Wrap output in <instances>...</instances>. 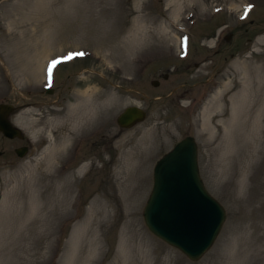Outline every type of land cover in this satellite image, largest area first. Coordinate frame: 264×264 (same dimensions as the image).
Listing matches in <instances>:
<instances>
[{
    "label": "rangeland",
    "instance_id": "rangeland-1",
    "mask_svg": "<svg viewBox=\"0 0 264 264\" xmlns=\"http://www.w3.org/2000/svg\"><path fill=\"white\" fill-rule=\"evenodd\" d=\"M224 23L229 39L211 51ZM129 35L137 42L126 54ZM63 51L87 53L101 73L54 103L42 74ZM143 54L150 65L136 77ZM84 94L97 109L82 131V108L68 110ZM0 103L13 107L8 117L18 115L24 136L0 134V264H264V0H0ZM129 105L145 117L119 128ZM187 134L225 214L195 261L141 217L155 160Z\"/></svg>",
    "mask_w": 264,
    "mask_h": 264
},
{
    "label": "water",
    "instance_id": "water-1",
    "mask_svg": "<svg viewBox=\"0 0 264 264\" xmlns=\"http://www.w3.org/2000/svg\"><path fill=\"white\" fill-rule=\"evenodd\" d=\"M12 110L11 105L0 104V133L9 139H21L19 128L8 119ZM144 117L142 109L127 106L116 117V124L129 128ZM14 152L23 156L26 147L15 148ZM141 216L151 234L191 261L198 260L211 246L224 220V210L202 184L192 136L180 138L154 163Z\"/></svg>",
    "mask_w": 264,
    "mask_h": 264
},
{
    "label": "flooded vegetation",
    "instance_id": "flooded-vegetation-1",
    "mask_svg": "<svg viewBox=\"0 0 264 264\" xmlns=\"http://www.w3.org/2000/svg\"><path fill=\"white\" fill-rule=\"evenodd\" d=\"M225 27H227L226 23H224L222 26L218 27L216 29V31H214L213 38H212V44H210L208 46L211 51L219 52V49L221 47V43L219 42L220 37H222L223 40L229 39L230 31L227 32L226 34H224L223 36L219 35V31L221 29L224 30ZM183 60L184 59H181V61H183ZM64 61H65L64 63H60L52 69V76H51L50 86H49L48 92L46 93L45 90L42 91V93H44V94H48L50 96H53V98H54L53 100H55V102L53 100H52V102H54V103H56L58 100H60V98H62L65 95V92L63 90H65V89L67 90L73 86H74V89H78L79 83H81L83 81L80 79L83 78L84 80L89 79L90 81L91 80L94 81L92 79V77H98L101 73L100 67H98L96 65L97 60L92 59L91 57L80 58V59H65ZM194 64H196V63L193 62L192 66H194ZM149 65H150L149 62H147L146 64H143L141 66V69H139L135 72L136 77L143 74ZM63 71H64V73L61 74ZM59 75H62V78H63L61 83L60 82L57 83V78L59 80ZM165 76H166V74H164L163 78H166ZM69 80H71L72 82L70 84L66 85V82ZM97 141L98 140H96V138H95V141L90 139L89 142H91V144L89 143L90 144L89 146L93 149L94 146H96V144H98ZM82 143L85 145L86 141L82 140ZM22 145L27 146V144H22ZM77 156H78V154H77ZM78 158L75 159L72 163L78 162L80 159V158L79 159Z\"/></svg>",
    "mask_w": 264,
    "mask_h": 264
},
{
    "label": "bare ground",
    "instance_id": "bare-ground-1",
    "mask_svg": "<svg viewBox=\"0 0 264 264\" xmlns=\"http://www.w3.org/2000/svg\"><path fill=\"white\" fill-rule=\"evenodd\" d=\"M176 16V15H175ZM161 30V29H160ZM133 31H135V33H137V34H139V28L138 27H134L133 28V30H132V32ZM161 31H165V29H162ZM163 33V32H162ZM132 34V33H131ZM128 36H126V38H127ZM139 37V36H138ZM124 39L125 41V44L123 45V46H121V52H123V51H125V53L126 54H130V53H132V51H133V48H132V45H131V47H129L130 46V44H132L133 43V41H134V43H135V40H136V42H137V39H134V35H129V37L127 38V39ZM128 39H130L131 41L130 42H127L128 41ZM121 42V41H120ZM134 43H133V45H134ZM121 45V44H120ZM86 93V92H85ZM82 98H83V101H81V99L79 100L80 102H79V104H78V106H77V108H74V107H70L69 108V110H68V113H69V115H70V113L73 111V109H80V107L82 108L81 110H82V112L80 111L79 113H77L76 114V116H78V117H76L78 120H81V119H83V124L80 126L82 129V131H83V128H84V126L85 125H87L88 124V122H89V119H91V121H93L94 119L92 118V111H96V109H97V107H92V102H91V97L89 96H87V94H84L83 96H82ZM110 100H113V98L110 96V97H108V98H105V99H103V100H101L100 101V104H101V107H103V110H104V108H105V106H106V104L110 101ZM97 103V102H96ZM95 106H96V104H95ZM204 112H207V110H205ZM91 115H90V114ZM72 114H74V116H75V112H73ZM12 123L14 124V125H16L17 127H19L20 129L22 128L23 129V125H22V123H21V121H20V119L18 118V115L16 116V117H14L13 119H12ZM25 127V126H24ZM147 144V143H146ZM49 146V144L44 148V150L47 148ZM49 148H51V150H50V152L51 153H53V151H54V146L53 145H51ZM49 148H48V150H49ZM43 150V151H44ZM136 158V157H135ZM134 158V159H135ZM130 162H131V160H130ZM134 162V161H133ZM87 164H82L77 170H76V172L79 174V173H81V171H82V169L84 168V166H86ZM130 165V164H129ZM100 212V211H99ZM106 212V211H105ZM102 213H103V211H102ZM191 216V215H190ZM193 219V218H192ZM98 244H97V242L96 241H92V243L89 245V252H90V254H93V253H95L97 250H98V246H97ZM87 258H88V256H87Z\"/></svg>",
    "mask_w": 264,
    "mask_h": 264
},
{
    "label": "snow or ice",
    "instance_id": "snow-or-ice-1",
    "mask_svg": "<svg viewBox=\"0 0 264 264\" xmlns=\"http://www.w3.org/2000/svg\"><path fill=\"white\" fill-rule=\"evenodd\" d=\"M78 55H80V56H83L84 55V53H78ZM69 59H71L72 57H68ZM60 63V61H58V60H54L53 62H52V67H55L57 64H59ZM48 75H49V80H51V76H52V68L50 67L49 68V72H48Z\"/></svg>",
    "mask_w": 264,
    "mask_h": 264
}]
</instances>
